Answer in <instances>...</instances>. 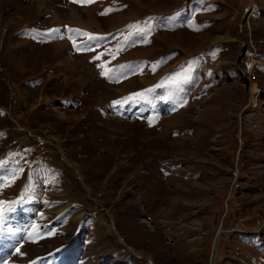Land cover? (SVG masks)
I'll return each instance as SVG.
<instances>
[{"label": "rangeland", "instance_id": "rangeland-1", "mask_svg": "<svg viewBox=\"0 0 264 264\" xmlns=\"http://www.w3.org/2000/svg\"><path fill=\"white\" fill-rule=\"evenodd\" d=\"M0 208L3 264H264V0H0Z\"/></svg>", "mask_w": 264, "mask_h": 264}, {"label": "snow or ice", "instance_id": "snow-or-ice-1", "mask_svg": "<svg viewBox=\"0 0 264 264\" xmlns=\"http://www.w3.org/2000/svg\"><path fill=\"white\" fill-rule=\"evenodd\" d=\"M75 2H78V3H81V4H90V3L94 2V0H75ZM108 11L109 10H105L104 12H102L100 14L101 15H106V14H108ZM50 31H52V32H58L59 29H53V30H50ZM70 31L76 32V34L78 36H85L87 38V41H94V40L97 39V37L94 34H92V33L83 32V31L78 30V29H76V30H70ZM140 31H143V30L141 29ZM61 38H63V37H61ZM69 39H72V37L69 36ZM144 42L147 43L148 41L145 40ZM73 43H74V47H76L78 51H92V50H94L93 45L90 44V43L82 42L79 45L76 44L75 41H73ZM97 58L98 57H94V60L97 59ZM101 75H106V73L102 71ZM109 78L112 79L114 82H118V78L115 77V76H109ZM115 103L116 104H119L120 102L117 101ZM181 106H183V104H181ZM149 124L150 125L152 124V121L151 120L149 121ZM2 211H3V209L0 208V212H2ZM16 252L19 253V248L16 249ZM19 254H22V253H19ZM0 264H3V262H0Z\"/></svg>", "mask_w": 264, "mask_h": 264}, {"label": "crops", "instance_id": "crops-1", "mask_svg": "<svg viewBox=\"0 0 264 264\" xmlns=\"http://www.w3.org/2000/svg\"><path fill=\"white\" fill-rule=\"evenodd\" d=\"M70 1H72V0H70ZM74 1V0H73ZM94 1H98V0H94ZM112 4V3H111ZM101 7H105V6H107V5H102V3H101V5H100ZM115 5H110V6H108V8H106V9H104V10H100L99 12H97V15L98 16H101V17H107V14L106 15H101L100 13H102V12H104L105 10H107V9H112L113 7H114ZM44 28H46V27H44ZM72 28V30H76V29H78L79 27H77V26H72L71 27ZM80 29V28H79ZM39 30V32L41 33V36H44L43 38H42V40L44 41L43 43H47V45H49V44H53L54 42V40H55V38L56 37H58V35H59V32H60V30L58 31V32H52V31H50V29L47 27L46 29H39V28H36V31H38ZM65 30V29H64ZM71 29L69 28L68 29V31L73 35V36H76L77 34H76V32H74V31H70ZM64 34H65V32H64ZM62 39H64L65 41H67L66 39H65V37H64V35H63V38H61L60 40H62ZM50 40H51V42H50Z\"/></svg>", "mask_w": 264, "mask_h": 264}, {"label": "bare ground", "instance_id": "bare-ground-1", "mask_svg": "<svg viewBox=\"0 0 264 264\" xmlns=\"http://www.w3.org/2000/svg\"><path fill=\"white\" fill-rule=\"evenodd\" d=\"M88 11H89V10H88ZM91 11H92V10H91ZM88 14H89V15H93L94 12H90V13L88 12ZM74 23H75V25L72 24L73 26H77V27H79V26H78V23H77L76 21H74ZM89 25H93V26H96V27H97V26H100V25H98L97 23H95L94 20L91 21V23H90ZM122 25H123V24H121V26H122ZM121 26H120V27H121ZM57 45H58V44H57ZM62 45H63V44H62ZM64 45H66V44H64ZM66 46L68 47V44H67ZM85 62H86V60H85ZM216 244L218 245V242H217ZM214 258H215V257H214Z\"/></svg>", "mask_w": 264, "mask_h": 264}, {"label": "water", "instance_id": "water-1", "mask_svg": "<svg viewBox=\"0 0 264 264\" xmlns=\"http://www.w3.org/2000/svg\"><path fill=\"white\" fill-rule=\"evenodd\" d=\"M221 232H222V230L219 231V234H218L217 239H216V243L219 241V237H220V233ZM216 243H215V246H214V254H215V252L217 250V244Z\"/></svg>", "mask_w": 264, "mask_h": 264}]
</instances>
